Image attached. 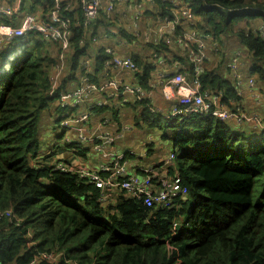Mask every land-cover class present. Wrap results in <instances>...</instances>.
I'll list each match as a JSON object with an SVG mask.
<instances>
[{"label": "trees", "instance_id": "1", "mask_svg": "<svg viewBox=\"0 0 264 264\" xmlns=\"http://www.w3.org/2000/svg\"><path fill=\"white\" fill-rule=\"evenodd\" d=\"M205 1L212 6L190 0L202 18L200 28L220 47L223 34L240 41L249 53V74L264 87L263 37L247 35L239 25L243 18L247 26L264 23V0ZM214 4L234 10L221 12ZM245 6L262 11L235 10ZM76 7L66 13L81 24V7ZM154 7L166 15L171 9L163 0H155ZM80 24L72 28L74 54L66 59L72 70L90 49V36ZM50 45L56 46L29 35L0 53V211L20 219L17 225L0 216V264H264V184L252 199L255 177L264 176V130L236 133L231 123L213 117L164 120L144 109L146 126L159 128L171 141V176L181 177L187 195L153 209L120 191L116 201L104 204L98 187L73 174L50 172L40 160L39 118L50 103L54 63ZM147 47L170 49L164 42ZM218 54L214 57L224 58ZM131 60L137 84L149 88L152 66L135 55ZM204 72L199 75L203 87L233 91L222 75Z\"/></svg>", "mask_w": 264, "mask_h": 264}, {"label": "built area", "instance_id": "2", "mask_svg": "<svg viewBox=\"0 0 264 264\" xmlns=\"http://www.w3.org/2000/svg\"><path fill=\"white\" fill-rule=\"evenodd\" d=\"M35 1L40 3L36 6V11H28L26 13L20 12L25 3L31 6ZM66 0H14L13 6L5 7L0 5V53L4 50L6 44L25 38L29 35H36L39 39L48 41L59 50L57 59L55 61V68L57 73L62 69L66 63V51L71 49V37L74 35L72 28L74 24H80L74 21L72 17L66 13L70 10L69 3L63 4ZM170 5V13L166 15L163 11V21L169 25L170 35L175 43H179L183 47H187L186 52L189 56L190 68L188 72L182 71L179 65H176V71L173 73H163L160 75L161 80L154 84L158 86L161 95L168 101H173L172 107L164 117V120L172 118L187 119L191 116L213 117L222 122L229 123L234 121L237 124L250 123L253 129L264 130V115L258 113H247L243 111L235 103L234 108H228L223 101V93L219 89L208 91L202 88L199 75L202 71L201 65L207 58L208 48L212 52L218 53V42L208 33L202 32L198 29V23H201L199 16L195 15L191 8V2L183 3V0H163ZM204 6L208 8L212 3H207L205 0ZM148 3L151 10H154L155 0H139L133 3L132 0H79L81 7V24L86 34L90 36L91 45L99 43L100 35L97 34L99 29H94V25L98 21L106 23L105 26L114 25V34L120 32L121 27L116 25V19L113 17L116 7L119 4L124 6V9H133L135 12V20L140 19L143 4ZM45 7H42V6ZM213 6L221 9V12H228L234 9H226L218 4ZM157 10V9H156ZM238 10L240 13L244 12H259L262 11L257 7H242ZM155 11V10H154ZM161 11V10H158ZM236 12V11H235ZM7 17L8 21H1L2 18ZM243 20H247L243 18ZM262 21V20H261ZM256 24V23H255ZM248 25L243 27V31L249 34H257L263 37L264 40V23L263 21L257 23L258 25ZM134 26L136 23L134 22ZM263 27V28H262ZM168 36L163 37L166 39ZM161 38V39H163ZM192 46V47H190ZM106 52H111L106 49ZM108 54V53H107ZM240 53L235 52L229 58L227 69L230 74L229 77L233 81V89L239 95V86L245 79L244 75L238 70L240 65ZM90 60H82L78 73L80 86L70 92H56V74L53 84L49 88V96L54 98L58 103L59 109L63 111V118L60 119L59 125L62 129L72 128L74 125L81 124L88 120L90 112H83L75 119L73 118L72 110L78 107L82 98L87 96L92 91H105L109 89L108 96L116 97L119 94L123 99V95L133 97L136 102H142L151 94V85L148 89H143L140 85H122L121 82L114 78H107L106 82L101 86H95L88 81ZM114 69L122 71H134L137 69L136 64L129 56H119L115 54H108L103 61V70ZM189 74L190 77H186ZM255 80L252 77L246 79V86L253 90ZM118 96V97H119ZM258 94L253 92V98L258 99ZM259 101V100H256ZM99 102L96 106L104 105ZM95 107V106H94ZM91 107L90 110H93ZM237 109V110H235ZM149 112L157 115L159 111L153 107H149ZM159 117V116H158ZM82 138L81 136H79ZM94 136H91L93 138ZM83 138L82 140H84ZM100 141L95 145V151L99 154L102 161L94 169L85 166H74L63 161L56 162L50 165V172H61L64 174L76 175L78 180L91 184L99 188L100 202L106 204L108 199L116 193L123 191L126 195L134 196L141 200L148 208H167L177 200L184 199L187 195L188 189L182 182L179 175L175 174L166 178H162L168 167L175 165V153L172 151L166 159L156 165L149 167H138V172H130L127 166L128 157L134 156V152L126 151L124 154L113 155L109 147L114 143V137L108 132L104 131L99 138ZM67 144H70L67 143ZM10 210L0 211V216L8 218L12 223L16 224L11 216ZM19 223V222H18ZM46 259H51L50 255H42Z\"/></svg>", "mask_w": 264, "mask_h": 264}, {"label": "crops", "instance_id": "3", "mask_svg": "<svg viewBox=\"0 0 264 264\" xmlns=\"http://www.w3.org/2000/svg\"><path fill=\"white\" fill-rule=\"evenodd\" d=\"M66 1H69V11L75 12L76 6L78 5L76 1ZM104 1L106 2L107 0ZM186 1L187 3L190 2V0H183V3ZM132 2L135 4L139 0H132ZM13 3L14 0H0L1 7H11ZM39 3V1H35L32 6L29 3H25L21 8L23 11L20 12L23 14L28 11H36V6ZM68 3L63 1V4ZM42 7L45 6L43 5ZM154 10L149 8L148 3L143 4L140 19L137 21L134 18L135 12L133 9L126 10L122 4H119L116 7L113 17L116 19V25L121 27L120 32L114 34V25L105 26L106 23L98 21L94 25V29L96 30L99 27L97 34L100 35V39L99 43L96 44L99 47H94L89 44L88 47L90 49H88L84 56L79 58L80 64L84 59L90 60L91 68L88 74V81L95 86H101L106 82L107 78H114L121 82L122 85L137 84L133 71L103 70V60L108 54L112 53V55L115 54L117 57H131L132 55L141 57L153 68V73H151L152 91L148 99L137 104L133 97L129 95H123V99L120 98L119 94L116 97H109V89L105 91H92L82 98L78 107H74L72 110L74 119L83 112H90L92 114L89 115L87 121L74 125L70 129H62L59 125V121L63 118L64 113L62 109H59L58 103L50 100L48 107L39 118L38 140L41 162L52 165L56 162L63 161L74 166H85L94 169L98 164L104 162L95 151V145L99 142L97 139L103 135L104 131H108L114 137V143L109 147L113 155L124 154L126 151L134 152V156L128 157L126 161L130 172H138V167L156 166L162 163L172 152L171 141L163 137V133L159 128H149L146 126L142 113H145V110H149V107H153L159 111L157 115L150 113L153 116L164 117L169 112L173 101H168L163 98L158 86L155 87L154 84L161 80V74L176 71V65H179L182 71L188 72L190 58L188 52H186L187 47L175 43L172 39L167 40L170 38L171 30L169 29V25L163 21V11H158L155 8ZM1 21L7 22L8 19L4 17ZM241 21L244 22L246 20L242 19ZM134 22L136 26H134ZM255 22L257 23L256 20ZM202 25L203 23L199 22L198 29L203 32L202 28H200ZM165 36L168 37L164 39L163 37ZM155 42L167 43L170 49L167 51H156L147 47V45ZM220 45L221 47L218 45V55L222 53L224 58L220 60V57H214L217 53L214 54L208 48L207 58L201 65L202 74H205L204 71L212 69L216 74L222 75L224 80L232 83L231 86L233 89V81L229 77L231 74L227 69V63L231 55L239 52L241 56L238 70L244 75L245 79L238 87L239 95L237 92L235 93L234 89L232 91L227 88H219L223 93V101L225 100L227 107L230 109L234 108L235 103H238L240 109L247 113L264 115V87L257 84L254 76L249 74V53L243 48L240 41L232 37L231 34H227V37L223 34ZM107 48L110 49V53L106 52ZM50 49L51 55L54 56V63L51 66L50 73V87L54 83L53 80L57 74L58 77L56 78V86L54 88L56 92H70L78 88L80 86L78 73L80 64L77 70H72L65 60V65L57 73L55 61L59 50L56 46H51ZM73 54L74 51L72 48L66 51V59L69 55ZM186 77H190V75L186 74ZM248 77H252L255 80L252 91L246 86V79ZM202 88L213 91V88L210 90L209 88L203 87V85ZM253 92L258 94V99L253 98ZM99 102H104L105 104L96 106ZM91 107H94V109L90 110ZM229 123L232 125L230 127L233 132L236 133H239L240 130L253 133L251 129L252 131L255 130L256 133L263 131L253 129L254 127L250 123L237 124L234 121H230ZM91 136L94 137L91 138ZM83 138L85 139L82 140ZM69 142L70 144H67ZM118 196L119 192H116L108 201L110 199L116 201Z\"/></svg>", "mask_w": 264, "mask_h": 264}, {"label": "rangeland", "instance_id": "4", "mask_svg": "<svg viewBox=\"0 0 264 264\" xmlns=\"http://www.w3.org/2000/svg\"><path fill=\"white\" fill-rule=\"evenodd\" d=\"M236 24V23H235ZM261 24V23H260ZM239 25H241L242 27L247 26L243 21L239 22ZM263 25V24H261ZM237 26V24H236ZM263 28V27H262ZM51 50V49H50ZM167 51V50H166ZM51 72H49L50 74ZM49 81H50V77H49ZM49 92V91H48ZM237 110V109H235ZM238 111V110H237ZM173 171V167H168L165 171V174L162 178L159 177V179L165 180L166 178H170L171 174ZM264 184V176H257L255 177V182H254V190H253V194H252V199L255 200L260 196L261 190H262V186ZM112 198V196H111ZM114 201H112V199H110V201L108 202L113 203ZM12 218L15 220L16 224H18V222L20 221L19 218L16 217V215L14 213L11 214ZM27 238H29V240L32 239L31 233H27ZM29 264H33V262H30Z\"/></svg>", "mask_w": 264, "mask_h": 264}, {"label": "flooded vegetation", "instance_id": "5", "mask_svg": "<svg viewBox=\"0 0 264 264\" xmlns=\"http://www.w3.org/2000/svg\"><path fill=\"white\" fill-rule=\"evenodd\" d=\"M48 95H49V92H48ZM51 98V97H50ZM51 101H55L54 98H51L50 99ZM56 102V101H55ZM59 107V106H58ZM97 141H100V139L98 138Z\"/></svg>", "mask_w": 264, "mask_h": 264}, {"label": "water", "instance_id": "6", "mask_svg": "<svg viewBox=\"0 0 264 264\" xmlns=\"http://www.w3.org/2000/svg\"><path fill=\"white\" fill-rule=\"evenodd\" d=\"M176 227H178V225H176Z\"/></svg>", "mask_w": 264, "mask_h": 264}, {"label": "clouds", "instance_id": "7", "mask_svg": "<svg viewBox=\"0 0 264 264\" xmlns=\"http://www.w3.org/2000/svg\"><path fill=\"white\" fill-rule=\"evenodd\" d=\"M186 197V196H185ZM185 199V198H184ZM177 228V227H176Z\"/></svg>", "mask_w": 264, "mask_h": 264}]
</instances>
